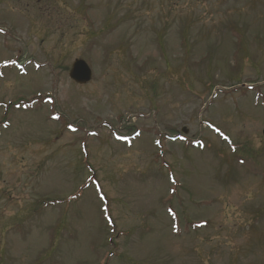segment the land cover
I'll use <instances>...</instances> for the list:
<instances>
[{
    "label": "rangeland",
    "instance_id": "1",
    "mask_svg": "<svg viewBox=\"0 0 264 264\" xmlns=\"http://www.w3.org/2000/svg\"><path fill=\"white\" fill-rule=\"evenodd\" d=\"M0 264H264V0H0Z\"/></svg>",
    "mask_w": 264,
    "mask_h": 264
},
{
    "label": "water",
    "instance_id": "2",
    "mask_svg": "<svg viewBox=\"0 0 264 264\" xmlns=\"http://www.w3.org/2000/svg\"><path fill=\"white\" fill-rule=\"evenodd\" d=\"M69 76L77 84L85 85L91 81L93 74L92 70L84 60L77 59L72 64Z\"/></svg>",
    "mask_w": 264,
    "mask_h": 264
}]
</instances>
